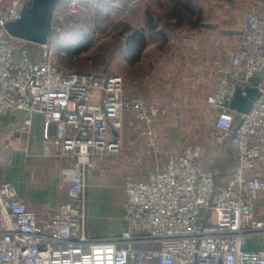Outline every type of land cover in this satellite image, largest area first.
I'll use <instances>...</instances> for the list:
<instances>
[{"label": "built area", "instance_id": "obj_1", "mask_svg": "<svg viewBox=\"0 0 264 264\" xmlns=\"http://www.w3.org/2000/svg\"><path fill=\"white\" fill-rule=\"evenodd\" d=\"M25 2L0 0V115L42 113L48 142L51 126L62 125L61 149L72 159L63 171L69 198L40 215L0 176V264H264V247L249 246L264 238V205L257 208L264 199V79L248 112L230 105L238 87L264 74V15L246 13L238 41L213 60L217 78L206 101L220 138L233 145L232 172L225 179L204 166L189 144L148 180L128 175L127 226L90 237L86 176L94 156L122 151V135L112 132L123 129L126 115L151 136L168 108L127 91L120 74L66 69L50 38L38 44L13 37L6 24Z\"/></svg>", "mask_w": 264, "mask_h": 264}, {"label": "crops", "instance_id": "obj_2", "mask_svg": "<svg viewBox=\"0 0 264 264\" xmlns=\"http://www.w3.org/2000/svg\"><path fill=\"white\" fill-rule=\"evenodd\" d=\"M243 1L244 4L238 2L229 9L217 5L212 14L202 13V18L194 21L189 18V32L174 35L178 48L159 51L158 69L152 74L151 83L145 85L147 80H142L135 94L160 102L168 112L153 125L151 136L142 134L134 117L126 115L123 129L112 132V137L122 135V151L94 156V167L86 176L88 236L121 233L127 226L124 202L128 175L135 181L148 180L154 171L165 169L171 155L180 153L189 144L204 166L219 169L225 179L234 169L233 145L230 140L220 138L214 123L216 113L209 108L206 98L215 88L214 58L240 37V33L228 30H240L239 20L250 11L264 15V0ZM184 8L192 10L190 4ZM136 36L139 49L134 61L145 65L147 31L140 30ZM27 119L30 123H26ZM44 131L42 113L16 110L0 115V176L13 182L27 206L40 215L58 211L69 198L63 171L72 162L61 149L62 125L51 126L50 142ZM263 205L262 198L257 208ZM255 240L253 247H264V238Z\"/></svg>", "mask_w": 264, "mask_h": 264}, {"label": "rangeland", "instance_id": "obj_3", "mask_svg": "<svg viewBox=\"0 0 264 264\" xmlns=\"http://www.w3.org/2000/svg\"><path fill=\"white\" fill-rule=\"evenodd\" d=\"M238 2L244 4L243 0H65L56 17L60 37L54 44L56 58L68 70L120 74L127 91L135 94L142 80L151 83L159 51L178 48L174 35L189 32V18L194 21L202 13L212 14L217 5L229 9ZM188 4L190 11L184 8ZM140 30H146L148 37L145 65L135 64L132 54ZM255 241L252 238L249 246Z\"/></svg>", "mask_w": 264, "mask_h": 264}, {"label": "water", "instance_id": "obj_4", "mask_svg": "<svg viewBox=\"0 0 264 264\" xmlns=\"http://www.w3.org/2000/svg\"><path fill=\"white\" fill-rule=\"evenodd\" d=\"M62 2L63 0H26L21 16L17 20L6 24L8 32L13 37L30 42L47 43L53 29L52 22L56 8ZM228 32L241 34V30H228ZM263 79L264 74L254 78L252 86L238 87L230 102L231 107L242 113L248 112L254 100L260 96L258 86Z\"/></svg>", "mask_w": 264, "mask_h": 264}, {"label": "trees", "instance_id": "obj_5", "mask_svg": "<svg viewBox=\"0 0 264 264\" xmlns=\"http://www.w3.org/2000/svg\"><path fill=\"white\" fill-rule=\"evenodd\" d=\"M65 0H63V2H64ZM62 2V3H63ZM61 5V4H60ZM60 5L56 8V11H55V15H54V19H53V22H52V26H53V29H52V32H51V35H50V41L52 42V43H54V44H59L60 43V37L58 36V35H56V33L58 32V30H57V28H56V24H57V21H56V17H57V15L58 14H60V12H58V9H59V7H60ZM136 38H137V36L135 35V42H136ZM133 39V40H134ZM138 45H139V43L138 42H136V47H135V49H134V52L132 53L133 54V56L135 57V54H136V52L138 51V49H139V47H138ZM82 48H84V47H82Z\"/></svg>", "mask_w": 264, "mask_h": 264}]
</instances>
